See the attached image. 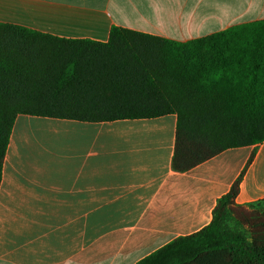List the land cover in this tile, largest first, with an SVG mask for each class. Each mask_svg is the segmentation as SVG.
Returning <instances> with one entry per match:
<instances>
[{
  "label": "crops",
  "instance_id": "0c3cea01",
  "mask_svg": "<svg viewBox=\"0 0 264 264\" xmlns=\"http://www.w3.org/2000/svg\"><path fill=\"white\" fill-rule=\"evenodd\" d=\"M261 20L264 0H0V23L102 43L113 28L187 42ZM177 121L18 116L0 184V264H137L209 225L243 171L236 206L264 200V142L177 172Z\"/></svg>",
  "mask_w": 264,
  "mask_h": 264
},
{
  "label": "trees",
  "instance_id": "16d2710c",
  "mask_svg": "<svg viewBox=\"0 0 264 264\" xmlns=\"http://www.w3.org/2000/svg\"><path fill=\"white\" fill-rule=\"evenodd\" d=\"M178 117L172 168L264 142V20L176 42L113 28L108 42L0 23V184L20 115L109 122ZM252 154L249 162L253 160ZM245 171L209 225L137 264H264V211L236 206ZM253 210L238 217L236 210Z\"/></svg>",
  "mask_w": 264,
  "mask_h": 264
},
{
  "label": "rangeland",
  "instance_id": "374dc122",
  "mask_svg": "<svg viewBox=\"0 0 264 264\" xmlns=\"http://www.w3.org/2000/svg\"><path fill=\"white\" fill-rule=\"evenodd\" d=\"M28 133L30 134L31 137H39V138H43L45 140H50V141L54 140L55 136H60V135H54L48 129H40V128H32ZM60 137H62V136H60ZM256 210L257 211H264V204L257 206ZM235 213L238 217L242 218L244 216H250L253 213V210L250 209V211H246L245 209L244 210L238 209L235 211Z\"/></svg>",
  "mask_w": 264,
  "mask_h": 264
}]
</instances>
